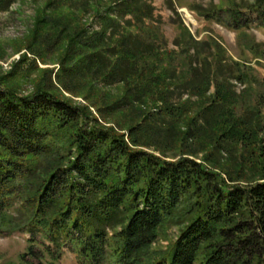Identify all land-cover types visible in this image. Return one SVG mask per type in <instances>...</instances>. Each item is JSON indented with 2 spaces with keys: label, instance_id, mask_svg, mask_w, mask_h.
<instances>
[{
  "label": "trees",
  "instance_id": "obj_1",
  "mask_svg": "<svg viewBox=\"0 0 264 264\" xmlns=\"http://www.w3.org/2000/svg\"><path fill=\"white\" fill-rule=\"evenodd\" d=\"M168 7L178 14L173 0ZM108 10L93 35L76 17L43 11L27 49L57 53L64 71L79 55L81 78L124 82L130 96L107 110L132 109L128 138L46 83L23 93L0 78V232L29 235L17 264H54L66 251L81 264H264V79L250 65L227 63L217 44L196 41L182 24L190 66L181 81L173 57L140 31L120 27L105 37L119 24L112 12L143 23L154 16L151 3L119 0ZM192 11L245 37L252 24L264 27V0H211ZM260 48L250 46L264 60ZM171 78L197 101L175 100ZM158 139L187 147L169 155L164 145L158 155L149 150ZM202 140L208 152L199 161L190 147ZM168 227L178 236L155 249Z\"/></svg>",
  "mask_w": 264,
  "mask_h": 264
},
{
  "label": "rangeland",
  "instance_id": "obj_2",
  "mask_svg": "<svg viewBox=\"0 0 264 264\" xmlns=\"http://www.w3.org/2000/svg\"><path fill=\"white\" fill-rule=\"evenodd\" d=\"M119 0H8L0 3V78L5 79L16 85L20 92L31 93L38 85L46 83L47 87L52 86L58 96H65L74 102L89 105L93 114L100 119V122L106 126H111L121 133H125L128 138L129 122L131 121L132 109L124 107L120 110L109 112L107 107L111 106L117 100L127 99L130 96L127 92L124 82H111L103 76L94 74L89 77L81 78L79 67L81 62L77 61L79 55L72 61L75 69L64 71L62 68V58L57 53H44L38 51V55L30 52L27 47L37 44L33 38V31L39 23V14L48 12L55 14L62 12L69 16L77 18V22H83L88 35H93L101 31L106 26V18L109 14V6ZM154 7V16L152 19L146 18L143 23L135 22L131 13L124 15L119 12H112V16L117 20L107 31L105 37L109 40L116 28L125 27L126 30L133 33L140 31L148 42L158 44L164 51H167L172 59V65L180 69L178 71L182 78L185 79L186 72L189 69L188 45L180 40V26L183 24L192 34L193 38L199 42H211L217 44L219 57L227 63L241 62L250 65L255 74L260 79H264V60L255 57L250 50L251 45H256L258 49L264 47V27L252 24L247 29L248 36L239 35V31L234 30L227 25L215 20H208L198 16L192 11L196 6L203 5L208 7L211 0H173L174 6L178 11L175 14L168 7V0H147ZM242 1V0H238ZM253 2L254 0H247ZM219 0H216L218 3ZM43 14V13H42ZM43 18V17H42ZM132 21V24H129ZM76 22V21H75ZM140 27V28H139ZM43 44L45 42H42ZM205 47V46H204ZM34 48V47H33ZM55 49V48H54ZM208 52V46H206ZM42 50V49H39ZM195 50L191 49L190 53L194 54ZM23 54L28 55L27 60H22ZM77 61V63H76ZM66 64V63H65ZM48 70V73H44ZM73 73V74H72ZM62 75L61 83L58 76ZM170 89L173 90V98L178 102L192 101L196 102L197 97L191 96L184 86L176 88L175 79L171 78ZM48 83V84H47ZM235 84L234 90L241 93L244 87L232 81ZM54 85V86H53ZM215 92V82H213L209 94ZM103 111V113H101ZM194 111L187 117H183L181 125H186L194 115ZM133 118V117H132ZM154 118V117H153ZM156 118V116H155ZM182 119V118H181ZM198 122L203 123V118L199 117ZM123 129H120V128ZM157 149H149L161 155L158 149L164 147L169 155L182 153L183 147H187L184 140L176 141L175 146L166 145V142L158 139L154 140ZM207 141L202 140L201 144L196 143L190 147L191 151L197 153L199 161L203 160L208 151H201L203 144ZM196 146V147H195ZM164 151V150H163ZM172 159V158H169ZM179 234L178 227H168L162 232L157 242L154 244L155 249H166L168 244L176 239ZM29 235L25 233H8L0 232V264H17L20 257L28 252ZM46 264H50L49 261ZM54 264H81L77 256L66 251L62 258Z\"/></svg>",
  "mask_w": 264,
  "mask_h": 264
}]
</instances>
